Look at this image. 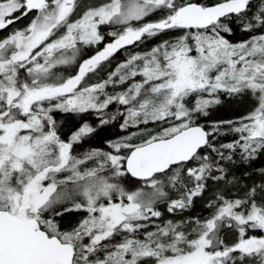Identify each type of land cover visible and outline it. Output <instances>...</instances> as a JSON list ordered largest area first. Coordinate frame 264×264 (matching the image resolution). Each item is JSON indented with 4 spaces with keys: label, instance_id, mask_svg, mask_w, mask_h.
I'll return each instance as SVG.
<instances>
[{
    "label": "snow or ice",
    "instance_id": "1",
    "mask_svg": "<svg viewBox=\"0 0 264 264\" xmlns=\"http://www.w3.org/2000/svg\"><path fill=\"white\" fill-rule=\"evenodd\" d=\"M262 158L264 0H0V264H264Z\"/></svg>",
    "mask_w": 264,
    "mask_h": 264
},
{
    "label": "trees",
    "instance_id": "2",
    "mask_svg": "<svg viewBox=\"0 0 264 264\" xmlns=\"http://www.w3.org/2000/svg\"><path fill=\"white\" fill-rule=\"evenodd\" d=\"M110 39V38H109ZM136 51H139V49H134ZM97 51V47H92V48H85L84 52V58H88L91 55H94ZM128 55V52L125 50H121L120 52H117L115 56L112 58L110 69H112V65L116 66L117 63L122 62L123 60L126 59ZM73 69H69L68 73L73 72ZM115 108V106H111L109 111H112V109ZM243 109L237 108V106H232L230 108H221L218 109L217 111H214L210 114V116L207 118L209 120H219V119H230L233 118L237 115H239ZM88 119L95 125L97 123V120L95 117L89 115ZM201 122H204L203 120ZM124 133L121 132L118 123H113L110 125H106L103 128L98 130V134L95 136L93 142L91 144H85L84 148L88 147H101V148H106L107 145L105 143L106 140L109 139H115L118 136L123 135ZM233 137L231 136H224L221 139L224 142H229ZM255 167H262L264 166V158L257 160L254 163ZM192 214H206V210L203 207V204H198L194 209L191 210Z\"/></svg>",
    "mask_w": 264,
    "mask_h": 264
},
{
    "label": "rangeland",
    "instance_id": "3",
    "mask_svg": "<svg viewBox=\"0 0 264 264\" xmlns=\"http://www.w3.org/2000/svg\"><path fill=\"white\" fill-rule=\"evenodd\" d=\"M84 52H85V50H84ZM109 68H110V66H109ZM111 68H112V69H114V68H115V66H113V65H112V67H111ZM109 90H111V89H109ZM113 110H115V108H113V109H112V111H113Z\"/></svg>",
    "mask_w": 264,
    "mask_h": 264
}]
</instances>
